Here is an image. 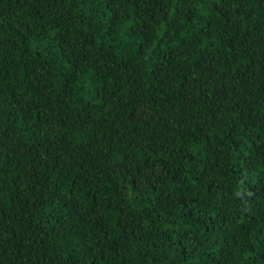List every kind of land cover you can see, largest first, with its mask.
Here are the masks:
<instances>
[{
	"label": "trees",
	"instance_id": "obj_1",
	"mask_svg": "<svg viewBox=\"0 0 264 264\" xmlns=\"http://www.w3.org/2000/svg\"><path fill=\"white\" fill-rule=\"evenodd\" d=\"M0 264H264V0H0Z\"/></svg>",
	"mask_w": 264,
	"mask_h": 264
}]
</instances>
